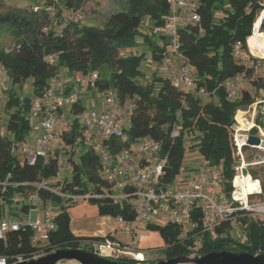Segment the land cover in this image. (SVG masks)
I'll use <instances>...</instances> for the list:
<instances>
[{"label": "trees", "instance_id": "trees-1", "mask_svg": "<svg viewBox=\"0 0 264 264\" xmlns=\"http://www.w3.org/2000/svg\"><path fill=\"white\" fill-rule=\"evenodd\" d=\"M86 1L47 0L43 6L35 4L0 12V37L6 32L14 45L8 53L0 47V63L9 77L4 104L9 111L6 133L0 134V198L17 205L18 211L13 213L16 218L36 205L27 200L32 192L38 194L39 202L59 206L53 215L55 226L47 232L44 244L34 245L32 229L21 226L7 232L6 242L0 241V255L26 259L38 255L41 250L80 248L92 240L103 239V235H75L70 229L71 214L80 204L94 206L99 216L120 217L127 222L136 216L132 187L123 189L129 194L125 199L117 200L111 196L112 184L98 174V155L85 145L84 132L75 121L59 136L64 159L57 149H52L47 160L37 157L34 163H28L16 152V144L25 141L32 129L28 114L31 101L41 95L62 66L81 74L96 71L98 78L94 86L98 91L113 89L121 105L131 103L126 130L128 141L151 137L161 145L162 154L167 156L160 176L163 186L172 184L183 169L185 142L190 137L201 157L219 168L224 191L228 193L231 189L232 165L237 160L232 129L234 115L256 101L251 90L256 92L264 88V75L253 77L250 68H244L233 58L232 47L239 42L246 48V40L248 42L253 35L252 24L264 9V0H201L196 8L199 21L178 28L180 51L191 64L198 86L208 91L204 97L180 91L167 75L153 72L145 79L141 69L144 54L123 55L121 52L136 45V38L141 37L151 60L163 62L168 50V36L152 35L150 30L154 25L165 23L170 13L168 0L112 2L119 4L118 8L104 13L100 25L64 21L65 11L82 9ZM59 16L61 21L56 26ZM259 33L264 37V15ZM240 73L247 76L248 88L244 86L236 98H226L225 80ZM28 79L31 94L18 95L16 89ZM70 108L72 114L83 110L78 101ZM173 128L178 131L175 136L171 135ZM103 145L115 153L122 143L109 137L103 140ZM61 161L68 167L70 177L54 186L50 180L57 177ZM41 180H46L48 186L38 187ZM1 183L6 184L3 187ZM15 196L22 201H13ZM193 217L198 227L186 236L181 234L179 226L170 222H149L144 226L162 239L165 259L192 254L198 240L195 253L230 250L264 254V215L241 212L236 220L224 221L213 230L203 232L199 228L198 213L195 212ZM234 224L240 226L243 239L233 235ZM133 245L139 250L137 244Z\"/></svg>", "mask_w": 264, "mask_h": 264}, {"label": "built area", "instance_id": "built-area-1", "mask_svg": "<svg viewBox=\"0 0 264 264\" xmlns=\"http://www.w3.org/2000/svg\"><path fill=\"white\" fill-rule=\"evenodd\" d=\"M110 1L120 2L122 0ZM200 1L168 0L170 13L166 17L165 23L154 25L150 31L152 35L164 34L168 36V50L163 58V64L166 75L172 84L182 92L204 97L209 93L203 86H198L192 66L180 51L177 38V30L180 26L199 21L200 16L196 8ZM49 9L53 14L54 8ZM263 15L264 9L256 18V20L260 18L259 25L255 27L256 20L253 22L251 35L254 34V31L260 30ZM62 16L64 21H80L83 13L82 9L79 8L67 10ZM13 47L14 45L10 44L5 46L3 51L8 53ZM232 56L244 68H250L253 77L264 75V58L254 55L250 51L247 40L246 48L239 42L233 45ZM52 60L50 58V61ZM97 78V72L92 71L88 74L77 75L72 82L80 86H94ZM247 83L248 78L244 73L225 80L226 98H236ZM63 85L62 82L51 78L41 95L31 101L29 118L32 122H37L40 127V134L34 144H28L25 141L16 144V152L24 157L28 163H34L37 157H42L44 160L48 159L51 144L63 131L59 117L60 110L71 107L78 101L75 92L65 93L63 91ZM8 88L9 77L4 66L0 63V95L6 92ZM213 99L216 101L214 97ZM103 101L105 105L103 110L83 109L74 113L72 118L66 122V125L70 126L75 121L84 132L83 142L98 155L100 161L98 174L112 184L111 196L113 198L122 200L129 197V194L124 193L123 189L132 187L131 196H133L134 201L135 219L127 222L120 217L114 218L123 232H133L135 227H144L149 222L158 221L174 223L180 227L181 234L186 236L198 227L193 217L195 212L198 213L200 218L199 228L201 232L211 231L224 221H234L241 212H247L251 215H264V200H251L252 197L262 194V184L249 168L264 163V158H261L259 153L264 151V129L255 124L258 115L255 107L250 114L253 122V126L250 128H257L260 143L253 147L255 152L250 160L245 157L243 149L244 146H248L246 139L250 128L241 130L235 118L238 111H242L245 118L247 111L237 110L234 115L235 122L232 129L237 160L232 165L231 189L227 193L223 189L219 168L212 166L205 159L201 162L200 169L194 177L184 183L173 182L163 186L160 182V176L167 156L162 154L161 145L151 137L129 142L126 130L129 124L131 103L126 102L121 105L113 89L104 92ZM260 118L264 124L263 113ZM5 133V129L0 130L1 136H4ZM177 134V129L173 128L171 135L175 136ZM109 137H114L122 143L121 148L115 153H111L103 145V140ZM244 169L246 174L242 173ZM240 182H244V185L247 182L249 186L245 185L244 190ZM5 184L1 183V186L4 187ZM37 186L47 187L48 182L41 180L37 183ZM116 190H119V192H115ZM53 191L64 196L57 189H53ZM27 200L37 204L39 202L38 194L32 192L28 195ZM32 210L37 212V206L30 208L23 218L1 221L0 241L6 242L8 231L18 230L21 226H28L32 229V243L37 246L44 244L47 240V232L55 226L53 221L54 211L52 206L48 205L42 218L38 214L35 218H32ZM116 230L115 227L112 232H109L110 236L105 234L103 239L92 240L80 248L109 259L142 261L141 257L138 258V255H142V252L135 249L134 245L122 243L118 240L115 237ZM198 247L199 240L195 241L192 254L195 253ZM34 257H37V255ZM24 259L22 256L8 257L0 255V264H11Z\"/></svg>", "mask_w": 264, "mask_h": 264}, {"label": "rangeland", "instance_id": "rangeland-1", "mask_svg": "<svg viewBox=\"0 0 264 264\" xmlns=\"http://www.w3.org/2000/svg\"><path fill=\"white\" fill-rule=\"evenodd\" d=\"M45 1L47 0H35L32 1V3L29 0H3L2 1V7L0 9V12H3L4 10L12 9L15 7H32L35 6V4H38L39 6H43L45 4ZM119 4H113L110 0H87L85 4L82 7V19L79 21L80 23H92L99 25L101 23V19L104 13L109 12L113 9L118 8ZM219 16V14H217ZM258 18L256 21L259 22ZM61 21V16L56 18V23ZM58 23L56 24V26ZM255 22V27H256ZM13 39L9 34L6 32L2 33L0 37V47L3 48L5 46H8L12 44ZM123 55H138L140 53H143L144 56L142 58L141 62V69L143 73L145 74V79L150 78L151 74L153 72H156V74H161V72L158 70L161 63H156L151 60L150 52L145 44L142 43V38L137 37L136 38V45L132 47H127L125 50L121 51ZM61 68V67H60ZM58 69V71L60 70ZM264 81V79H263ZM249 84L245 85V88H248ZM251 89V88H250ZM16 92L18 95L23 96L24 94L30 95L32 92L31 85H30V79L25 81V83L22 85L21 88H17ZM251 92L255 96V102L259 103H253L251 104L247 109L244 111H247L245 114L246 120H243L244 113H239V117L241 118V122L246 125V121H251V111L255 107L256 113L258 114L256 116L255 124L259 125L261 128L264 129V124L260 120V116L262 113L264 114V88H259L256 92H254V89L251 90ZM7 98V93L0 95V130L5 129L6 130V122L9 111L4 108V104ZM205 99V98H203ZM242 126V125H241ZM67 129L69 126L66 127ZM34 132L36 133V130H31L28 135L26 136L25 140L29 141L34 136ZM55 142H60L59 139ZM193 139L190 140V137L186 138L185 142V154L182 160V167L183 169L181 172L175 177L174 183H178L179 181H185L188 180L194 175H196L199 171L198 168H200V161H201V155L197 152V149L195 146H193ZM62 146V145H61ZM64 148V147H63ZM53 149H57L61 153V159H64V153L62 147L59 148L55 145ZM255 152L253 147H247V149L244 150L245 157L250 160L252 154ZM261 155V158H264V151L259 152ZM64 167H67L63 161L60 163L59 167V174L57 175L56 179H53V185L56 182L62 183L65 179H68L70 177L69 169H66ZM251 172H254L256 176L260 178L262 181V184L264 183V163H260L258 165H254L249 168ZM55 186V185H54ZM115 192H119V190H116ZM262 192L263 194L261 196L252 197V201H263L264 200V188L262 186ZM13 201H19L21 202L22 199L18 196L14 197ZM15 211H18L17 205L14 202L8 203L5 202L2 198H0V220H4L7 215L10 213L13 215ZM34 216V214H32ZM43 220V219H42ZM117 228L116 230V237L118 240H120L122 243H129L131 245L137 244L139 250L142 252V261H153V260H162L165 259V253L161 248L164 246L162 239L158 236L156 232H150L147 231L144 227H135L133 229V232L125 233L122 231V228L118 226L114 218L107 217L105 222L94 224L91 226L90 233L95 234H101L105 235L109 232H112L114 228ZM99 230V231H98ZM101 230V232H100ZM233 235L237 239H243V231L241 230L240 226L234 224V227L232 229ZM45 250H41L37 256L45 254ZM58 264H77L74 261H62Z\"/></svg>", "mask_w": 264, "mask_h": 264}, {"label": "crops", "instance_id": "crops-1", "mask_svg": "<svg viewBox=\"0 0 264 264\" xmlns=\"http://www.w3.org/2000/svg\"><path fill=\"white\" fill-rule=\"evenodd\" d=\"M101 22H102V19H101ZM259 23H260V19H259L258 25H259ZM87 24H92V23H87ZM95 25H97V24H95ZM144 31H146V30L144 29ZM256 32L259 33V30ZM259 35L263 39V42L260 40H253V42L250 44V40L252 38V36H251V37H249L247 44H248L250 51L254 55H257V56L264 58V47H263L264 46V37L260 33H259ZM158 70L161 72L162 75H166V71H165V67H164L163 62L159 66ZM79 74H81V73L69 71V70H67L66 67L62 66L60 68V70L57 72V75L54 77V80H57V81L62 82L64 84L62 86V89L65 93L75 92L78 96V103H80L83 106V109L95 108L97 110H103L105 108L104 101H103L104 92L98 91L95 86H80V85L73 84V82H72L73 78ZM4 93H6V92H4ZM72 116H73V114H72L70 107H66V108H63L62 110H60L59 117H60V121L62 122L63 129H65L67 127L66 122H68L72 118ZM31 123H32V129L31 130H36V133L34 132V136L32 137L31 140H29V141L25 140V142L28 144H34L36 142L38 135L40 134V127L38 126L37 122L31 121ZM57 139H59V137L56 138V141H57ZM55 145L58 146L59 148L62 147V149H63V145L61 146L60 142L57 143L54 141L51 144V150L55 147ZM202 161H203V158L201 157L200 165H201ZM64 168L68 169V167H64ZM198 169H200V168H198ZM58 174H59V172H58ZM254 176H256V175H254ZM256 177H258V176H256ZM50 181L52 182L53 179H51ZM185 181H179L178 183L179 184L184 183ZM261 184H262V181H261ZM262 186H264V183L262 184ZM262 194H263V192H262ZM261 195H259V196H261ZM255 197H257V196H255ZM48 205L52 206V209L54 212H56L58 210L59 206L56 204H53L51 202H45V203L38 202L36 204L38 211L37 212L34 210L31 211L32 218H35V216L37 214L42 218L43 214H44V210L46 209V207ZM32 214H34V216ZM25 215L26 214L23 213L19 216V218H23ZM107 217H110V216H99L97 214V209L94 206H89L87 204H80L78 207H76L74 209L73 213L71 214L70 229L72 230V232L75 235H101V234L90 233L89 231H91V229H92L91 226L93 225V223L94 224H98L99 222L103 223V222H105ZM6 219H18V218L14 217V215H12L10 213L9 215H7L5 217L4 220H6ZM1 221H3V220H0V222ZM100 232H101V230H100ZM115 237H116V233H115Z\"/></svg>", "mask_w": 264, "mask_h": 264}, {"label": "water", "instance_id": "water-1", "mask_svg": "<svg viewBox=\"0 0 264 264\" xmlns=\"http://www.w3.org/2000/svg\"><path fill=\"white\" fill-rule=\"evenodd\" d=\"M259 143L260 138L257 135V128H250L246 144L256 147ZM242 173L246 174V170L244 169ZM62 261H74L77 264H264V254L218 250L183 254L153 262H144L109 259L81 248H57L43 255L11 264H58Z\"/></svg>", "mask_w": 264, "mask_h": 264}, {"label": "bare ground", "instance_id": "bare-ground-1", "mask_svg": "<svg viewBox=\"0 0 264 264\" xmlns=\"http://www.w3.org/2000/svg\"><path fill=\"white\" fill-rule=\"evenodd\" d=\"M256 25H258V21H256ZM253 40H260V41H262L263 42V39L260 37V35H259V33L258 32H254V34L252 35V38H251V40H250V44L253 42ZM255 45V44H254ZM264 47V46H263ZM258 49V48H257ZM242 111H238L237 113H236V116H235V118H236V120H237V122H238V126L240 127V129L241 130H246V129H248V128H250L251 126H253V122L252 121H246V125L247 126H245V124L244 123H242L240 120H241V118L239 117V113H241ZM243 120H246L244 117L242 118ZM242 125V126H241ZM240 184H241V186H242V189H244L245 190V185H247V186H249L248 185V183L246 182L245 183V185H244V182L242 183V182H240ZM139 257H141V254H139L138 255V258Z\"/></svg>", "mask_w": 264, "mask_h": 264}]
</instances>
